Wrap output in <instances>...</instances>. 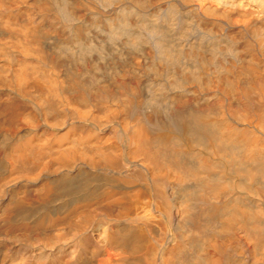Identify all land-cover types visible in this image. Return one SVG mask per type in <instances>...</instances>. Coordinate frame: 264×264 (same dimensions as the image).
Returning <instances> with one entry per match:
<instances>
[{"label": "bare ground", "instance_id": "1", "mask_svg": "<svg viewBox=\"0 0 264 264\" xmlns=\"http://www.w3.org/2000/svg\"><path fill=\"white\" fill-rule=\"evenodd\" d=\"M0 264H264V0H0Z\"/></svg>", "mask_w": 264, "mask_h": 264}]
</instances>
